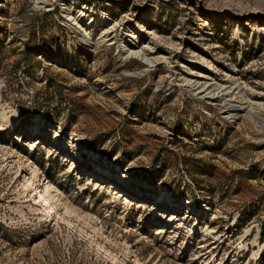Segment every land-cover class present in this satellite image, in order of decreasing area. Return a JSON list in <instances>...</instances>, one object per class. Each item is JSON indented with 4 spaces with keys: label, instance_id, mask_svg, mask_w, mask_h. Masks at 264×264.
<instances>
[{
    "label": "rangeland",
    "instance_id": "rangeland-1",
    "mask_svg": "<svg viewBox=\"0 0 264 264\" xmlns=\"http://www.w3.org/2000/svg\"><path fill=\"white\" fill-rule=\"evenodd\" d=\"M0 264H264V0H0Z\"/></svg>",
    "mask_w": 264,
    "mask_h": 264
},
{
    "label": "bare ground",
    "instance_id": "bare-ground-1",
    "mask_svg": "<svg viewBox=\"0 0 264 264\" xmlns=\"http://www.w3.org/2000/svg\"><path fill=\"white\" fill-rule=\"evenodd\" d=\"M136 52H134V53H136ZM131 53H133V52L131 51ZM216 89L217 88H212L207 93L211 94L213 96L215 94ZM35 131H37V126H35ZM30 170L32 173H34L36 175L38 174L36 167H30ZM30 184H31V181H30V179L27 178L25 180V184H24V190L25 191L28 190ZM36 187H37V190L34 192V197H33V199H34L33 203L36 204L35 209L42 210L43 212H47V214H46L47 216L55 215L56 214V209H55L56 208V201H58V197H57V194L52 191L53 186L51 184L47 183L46 181L42 180L39 183H37ZM43 212H41V213H43Z\"/></svg>",
    "mask_w": 264,
    "mask_h": 264
}]
</instances>
